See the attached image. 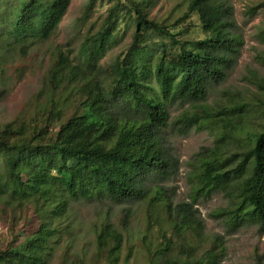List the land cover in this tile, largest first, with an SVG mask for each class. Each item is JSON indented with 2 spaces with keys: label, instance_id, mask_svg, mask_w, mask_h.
Segmentation results:
<instances>
[{
  "label": "trees",
  "instance_id": "obj_1",
  "mask_svg": "<svg viewBox=\"0 0 264 264\" xmlns=\"http://www.w3.org/2000/svg\"><path fill=\"white\" fill-rule=\"evenodd\" d=\"M95 1L88 0L85 9ZM112 1L102 26L82 39L76 61L61 50L54 53L31 118L19 115L0 125V204L14 210L33 205L39 220L34 232L0 250V264H47L73 235L65 222L71 201L122 204L145 198L153 188L149 201L161 208L166 227L151 233L154 227H146L139 237L143 264H219L224 243L204 232L193 207L214 192L227 200L216 216L231 231L254 225L264 232V78H252L261 93L256 102L205 101L242 44L234 33L233 6L186 0L182 16L164 26L148 17L150 0ZM68 5L69 0H0V62L7 47L25 53L46 41ZM263 6L259 2L250 12ZM191 14L202 37L181 41V32L171 28ZM121 20L132 28L131 45L104 69L100 61L116 44ZM152 34L167 43H149ZM260 34L264 41V28ZM174 104L180 111L171 117ZM190 128L212 131L213 145L201 148L190 164L189 202L173 204L159 183L178 168L169 137ZM126 228L111 222L94 228L88 258L64 244L60 264L127 262L134 245Z\"/></svg>",
  "mask_w": 264,
  "mask_h": 264
},
{
  "label": "rangeland",
  "instance_id": "obj_2",
  "mask_svg": "<svg viewBox=\"0 0 264 264\" xmlns=\"http://www.w3.org/2000/svg\"><path fill=\"white\" fill-rule=\"evenodd\" d=\"M88 0H69V5L61 22L50 37L29 47L25 53L19 49L7 47L8 55L0 62V125L17 116L29 119L35 112L36 95L40 90L46 71L53 60L54 53L61 50L68 53L74 61L79 45L85 37L98 30L106 19L107 9L112 0H96L90 10H86ZM148 17L164 26L180 18L186 8V0H150ZM233 6L236 27L234 33L242 40L238 54L225 69V77L211 86L205 101L214 104L222 101L232 104L239 99L259 100L261 93L252 78H264V41L260 31L264 28V6L250 12L251 7L264 0H226ZM120 21L116 29V44L100 61V67L107 69L119 57L123 56L131 45L132 28H126ZM173 32H181V41L195 40L202 37V30L196 14L179 23ZM149 43H167V38L152 34ZM16 44H13V47ZM42 102V98L38 99ZM187 106V105H184ZM171 117L179 113L176 104L169 107ZM167 146L169 152L178 160V168L164 181L159 182L165 196L173 203L189 202L190 164L197 152L203 147L213 145L214 133L210 130L190 128L183 134H172ZM154 188L145 198L122 204L107 199H80L71 201L67 209L66 225L71 227L73 235L66 238L71 243L72 251L85 252L88 258L94 252V228L111 222L114 227H127L124 234L133 251L127 262L119 264H143L144 251L138 243L139 237L147 231L146 227H166L162 219L163 212L159 205L150 203ZM227 204L220 192L208 197H199L194 204L196 215L202 221L204 232L221 237L225 253L219 264H254L256 259L264 264V232L254 225L243 226L231 231L222 218L216 216L220 208ZM7 207V208H6ZM0 204V250L20 241L34 232L39 220L33 205L21 209H12ZM13 210L15 211L13 213ZM127 242V241H126ZM125 242V243H126ZM63 241L59 243L47 264H60ZM127 248L123 247L122 258Z\"/></svg>",
  "mask_w": 264,
  "mask_h": 264
}]
</instances>
